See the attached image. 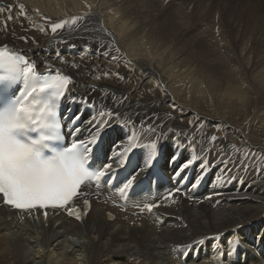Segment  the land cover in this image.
Wrapping results in <instances>:
<instances>
[{
	"label": "bare ground",
	"instance_id": "obj_1",
	"mask_svg": "<svg viewBox=\"0 0 264 264\" xmlns=\"http://www.w3.org/2000/svg\"><path fill=\"white\" fill-rule=\"evenodd\" d=\"M191 3L196 4L193 24L201 16L198 35L208 49L198 47L189 38L195 31L194 25L191 29L182 26V32L173 38L172 24L179 17L181 5L187 8L181 12L188 14ZM207 4L205 0H0V7L6 9L0 14V46L9 45L7 52L25 53L35 62V71L47 74L46 69H51L72 78L68 98L64 99L71 138L86 140L95 135V124L88 122L95 117L99 123L100 113L109 110L121 113L122 118L117 117L111 126L100 131L105 147L118 138L113 128L131 126L133 122L136 126L131 131L138 137L142 135L144 123H152L158 136L163 133L160 139L163 153L156 171L149 169L142 173L125 202L120 201L114 190H109L111 185L123 182V174L115 173L99 187H88V194L83 198L90 199L89 212L79 221L63 211L49 209L51 214L43 222L39 213L28 214L1 205L0 264H179L175 251L185 255L184 264H264V242L256 238L264 236V160L257 174L252 167L245 170L239 164L242 157L234 153L231 158L225 149L230 150L228 144L235 138L251 146L254 123L253 128L263 137L257 151L264 154V146L261 147L264 145V107L256 106L245 122V129L249 131H245V124L240 127L229 118L231 114L250 115L247 103L237 108L233 101L236 97L240 104L245 103L241 94L246 90L255 91V86L259 87L256 97L264 95V71L249 76L221 68L211 71L201 61L206 53L213 62L221 58L227 61L232 56L223 42L209 37L216 19L213 18L215 7ZM10 5L15 6L12 14L16 18L12 20L7 19ZM19 6L26 11V18L19 15ZM210 9L214 13L208 15ZM82 15L86 18L80 24L78 18ZM71 16L77 20L72 26L80 24L75 34L80 40L69 37L44 47L43 43L53 39L49 23L34 19L47 17L53 23H70ZM65 29L66 26L62 30ZM113 31L120 34L127 52L116 60L111 53L98 54L110 59L93 58V53L106 48L108 43L121 48L111 34ZM19 36L25 39L20 42ZM218 39L221 38L218 36ZM104 73L109 75L105 77ZM120 76L124 79L120 80ZM104 82L109 85L108 89L100 87ZM90 85L99 88L93 93L94 90L88 91ZM83 98L91 103L81 102ZM208 102L217 114L210 115L202 108L201 104ZM166 104L170 106V117L144 116L145 109L156 111ZM76 114H80V119L73 125L71 118ZM181 115L186 118H180ZM187 116L196 117L198 122L207 119L210 124L227 126L228 141L221 140L224 148L183 132L180 122L176 121V125L170 122L171 118L179 117L187 124ZM74 127L81 131L75 132ZM143 143H148L147 137ZM148 150L145 148V153ZM174 152L179 159L171 163ZM189 158L193 164L173 178L176 169ZM225 158L231 161L230 174H225V165L220 162ZM203 160L208 161L209 167L202 172ZM137 162L134 158L132 166ZM198 177L202 178L198 180ZM194 182L199 186L193 188ZM176 188H181L186 195L177 193L175 202L164 199ZM210 195L211 199H204ZM145 203H159L160 207L151 213L141 212L140 207ZM217 233L219 239H212ZM201 240L203 243H198ZM229 240L233 241V247L239 240L241 247L236 255L222 258ZM170 252L173 257L168 256Z\"/></svg>",
	"mask_w": 264,
	"mask_h": 264
},
{
	"label": "snow or ice",
	"instance_id": "obj_2",
	"mask_svg": "<svg viewBox=\"0 0 264 264\" xmlns=\"http://www.w3.org/2000/svg\"><path fill=\"white\" fill-rule=\"evenodd\" d=\"M14 7L10 5L7 9L8 20L16 18L12 14ZM19 7V15L26 18L27 13L23 6ZM5 11L6 9L0 7V14ZM85 18V15L78 18L81 24L84 23ZM43 19L48 20L47 17ZM76 22L74 18L72 23L76 24ZM64 27L65 22L49 24L53 34ZM8 47L7 44L0 46V68L7 70L6 75L0 77V205L29 212L61 208L69 217L79 221L88 213L89 200L83 199V210L69 205L74 199L86 196L90 184L98 187L102 182L106 183L110 180L115 173H122L123 182L117 191L121 197H124L139 183L142 173L149 169L156 171V165L163 153V145L160 143L163 133L158 136L156 127L152 123L142 124V135L139 137L131 131V128L136 126V122L131 126L113 128L118 138L105 147L100 131L111 126L117 117L122 118L121 113L113 110L100 113L99 123L96 122L95 117L88 122L90 125L95 124V135H90L86 140L73 139L70 144L66 140L61 142L63 125L60 123L59 105L68 98L69 85L73 83L72 78L67 74L54 73L51 69H46L47 74L35 71L34 61H31L25 53L7 52ZM104 54L108 55V52L105 51ZM112 59L117 58L113 56ZM103 75L107 77L109 73ZM119 79L123 80L124 77L120 76ZM36 94H41L43 106L37 103ZM72 101L77 102L74 96ZM81 102L91 103L87 98H83ZM71 119L75 125L80 119V114H76ZM125 127H129V130L125 131ZM145 128L147 132H143ZM74 131L80 132L81 129L74 127ZM148 132L152 135L148 136ZM145 137L148 139L147 144L143 143ZM218 139L219 137L212 135L209 143L214 145ZM145 148L149 149L147 153L144 151ZM134 158L138 162L132 166ZM178 159L179 156L172 155L169 162L174 163ZM193 162L191 158L186 159L176 169L173 178L179 177L180 173L189 168ZM220 162L225 165L223 170L225 174H230L232 169L228 164L231 161L225 158ZM239 164L245 170L250 167L244 163V160H240ZM207 167H209L208 161L203 160L202 172ZM256 171L259 174L261 169L257 168ZM201 178L198 177V180ZM198 186L197 182L192 184L193 188ZM177 193L186 195L181 188H176L164 199H172L175 202ZM204 199H211V195ZM158 207H160L159 203H145L140 207V211L151 213ZM44 215L46 218L47 212ZM112 218L109 214V219ZM219 237L220 234L217 233L211 238L219 239ZM256 238L264 242V236ZM232 245L233 241L229 240L228 250L221 254L222 258L236 255L241 242L237 240L235 247Z\"/></svg>",
	"mask_w": 264,
	"mask_h": 264
},
{
	"label": "rangeland",
	"instance_id": "obj_3",
	"mask_svg": "<svg viewBox=\"0 0 264 264\" xmlns=\"http://www.w3.org/2000/svg\"><path fill=\"white\" fill-rule=\"evenodd\" d=\"M226 1L225 0H205L206 3L208 2L207 4L208 7H212V6L215 7L213 8L215 10V13L212 9H210L208 10L209 11L208 15L214 13L213 18L216 19L214 23H217V24L213 23V26L210 28L211 30L210 35L216 32L214 35L216 37L214 38V36H212L213 34L211 36L209 35V37L218 43L220 41H221L220 43L223 42L230 51L228 54L231 53L230 55L232 56L227 61H224V59L221 58L220 60L213 62L209 58L208 53H206L204 56L201 57V61H205L209 65L211 71H214L217 68H221L225 72L235 71L241 75L246 74L245 76L253 75L255 73L264 71V0H226ZM195 6H196L195 3H191V5L189 6V10H188L190 13L188 12V14L183 13L187 9L184 6V4L181 5V9H179V7L177 6L180 14H178L179 17L177 19H174V22L172 24L173 27H175L173 38L178 37V35L182 32L181 29H183L184 27L185 28L188 27L189 29H191V27L194 25L193 27H195V31L192 33V35H190L191 37L189 38H193V42L196 43L198 47L202 49H208L210 47L206 45L198 35V24L201 20V16H200V19L197 20L195 24H193L194 20L192 19V15L194 14ZM198 7L201 8L202 6H198ZM181 10H183V12H181ZM215 14L217 15V17ZM43 18L44 17H41L40 19H34V20L37 22L45 21ZM48 20H51V19L48 18ZM48 20L46 22H48L49 24L53 23L52 21H48ZM72 20H73V17L72 16L69 17V21L71 22L65 23L66 29L58 30L59 33L55 37L53 36V33H51L50 28H49V34L50 36H52L53 39H50L46 41L45 43H43V46L46 47V46L53 45L56 41H62L69 37L76 38L74 41L80 40L77 36H75V34H76L77 28L80 26L81 23L76 26H72L74 25L72 23ZM49 24H48V27H49ZM21 31L26 32V33L29 32L28 29H21ZM111 34L114 35V37L119 41V45L121 48H117L114 45L108 46V44H110L108 43L106 48L96 50V52L93 53L92 55L93 58L110 59L107 57L98 56L99 53L104 54L105 51H107L109 55L111 53L112 54L111 56H116V58L122 56V54L127 52L126 46H124L121 42L120 34L114 31L111 32ZM218 36L221 39H218ZM22 37L23 36H19L20 42H22V39H21ZM38 41L42 43L41 39H39ZM116 49H119V51H117ZM224 55L226 56L227 53H225ZM254 85L256 84H251L252 87H254ZM100 87L104 89H108L109 85L104 82L103 84H100ZM98 88L99 87L90 85L88 87V91L94 90L93 93H95L96 89L98 90ZM253 89H255L256 91V90H259V87L255 86V88ZM255 91L246 90V93L241 94L242 97L246 99V102L243 104H240L239 102L240 100H238V98L236 97L234 98L233 102L236 101L234 103V106H236L237 108H240V106L243 107L247 103L246 109L249 111L250 115L248 117H243L242 115L231 114L229 118H231V121L233 124L241 127V125H244L245 122L248 121V118L249 119L251 118V113L253 112L256 106H258L259 108L264 107V95L257 98L256 97L257 94L255 93ZM245 94L247 97L245 96ZM211 104H212L211 102H208V104H201V106L202 108L206 109V111L210 115H215V113L217 114V111L215 108H213V105ZM164 115H167L169 117L171 116L170 106L168 104L164 105L163 108H156V111H153L151 109H145V113H144V116L150 117L153 119L159 116H164ZM180 118H186V117L181 115ZM178 119L179 117H173L170 119V122L172 123V125H176L175 123L176 121L178 123L180 122L179 123L180 127L184 128L183 132H188V134L194 135L198 140H203L204 142L209 143L210 137L212 135H216L217 137H219V139L215 143H217L220 147H223V148H224V145L223 143H221V140L224 139L225 141H228L226 136L229 135L230 131L228 130L227 126L210 124V122L207 119H204V120H201V122H198L196 117L191 118L187 116V119L189 120V121L187 120V124H185V120L179 119L178 121ZM181 124L184 125L185 127L182 126ZM186 125H189L190 129ZM253 127H255L254 123L251 125L253 134L255 135L254 138L252 139L253 144L251 146L243 144L242 142H239L240 140L235 138L231 143L226 142V143H229L228 145L230 146V150L227 148L225 149L230 154L231 158L233 157L235 153L237 157H242V160H244L245 164L250 165V167H252L253 169H257L259 165L261 164V162L264 160V154H261L259 151H257V149L259 148V145H261L260 143L263 137L260 133H257L255 128ZM245 128H247L246 124L244 126V129ZM245 131H249V130L245 129ZM173 132L175 134H178V132L174 128H173ZM203 138H207V139H203ZM263 146L264 145L262 144L261 147ZM174 153H176L177 155V152H174ZM235 165L236 167H238L237 162H235ZM263 211H264V205L262 207V212ZM255 219H253L252 221H254ZM252 221H250L249 223H251ZM174 254L175 256H177L179 260L178 263L184 264V261L186 259L185 255H181L178 251H175ZM168 256L173 257V252H170Z\"/></svg>",
	"mask_w": 264,
	"mask_h": 264
}]
</instances>
